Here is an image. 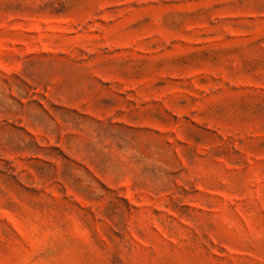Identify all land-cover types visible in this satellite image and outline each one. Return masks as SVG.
<instances>
[{"label": "rangeland", "instance_id": "374dc122", "mask_svg": "<svg viewBox=\"0 0 264 264\" xmlns=\"http://www.w3.org/2000/svg\"><path fill=\"white\" fill-rule=\"evenodd\" d=\"M0 264H264V0H0Z\"/></svg>", "mask_w": 264, "mask_h": 264}]
</instances>
